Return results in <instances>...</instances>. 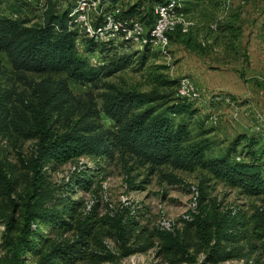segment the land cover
<instances>
[{"label":"rangeland","instance_id":"obj_1","mask_svg":"<svg viewBox=\"0 0 264 264\" xmlns=\"http://www.w3.org/2000/svg\"><path fill=\"white\" fill-rule=\"evenodd\" d=\"M12 2L0 6L4 15L11 16ZM226 2L220 22L229 19L235 35L222 34L216 41L194 32L202 50L172 40L166 54L151 56L145 65L141 59L147 50L137 42L126 49L119 40L121 45L111 53H85L80 39L81 56L95 68L109 71L111 64L129 60L126 69L93 84L65 74L18 71L0 54V91L10 98L13 110L9 128L0 131V167L13 183L10 192L0 184V264H14L8 246L17 243L26 210L62 213L71 230L39 220L32 227L38 232L34 241L44 256L57 246L85 240L98 259L76 264H264V194L251 196L204 167L153 170L136 157L116 153L111 160L85 156L47 164L37 180L31 172L42 127L51 138L89 129L117 132L103 113L106 94L154 90L171 95L159 104L171 106L176 90L153 83L159 67L166 68L158 75L169 82H194L198 98L191 111L196 114L184 120L192 144L204 148L206 161L223 157L235 146L232 160L248 162L252 142V151L264 157V0ZM138 4L147 9L150 3L118 1L125 11ZM41 13L42 6L33 2L22 18L37 22ZM83 173L89 183H84ZM71 204L77 210L73 219L67 216ZM195 219L201 233L192 226ZM167 234L178 242L173 250ZM212 247H217L215 253L208 250ZM22 260L41 264V257L30 254Z\"/></svg>","mask_w":264,"mask_h":264},{"label":"trees","instance_id":"obj_2","mask_svg":"<svg viewBox=\"0 0 264 264\" xmlns=\"http://www.w3.org/2000/svg\"><path fill=\"white\" fill-rule=\"evenodd\" d=\"M10 1H13L14 5L11 16L4 15L0 8V54L7 56L15 70L36 74H65L75 82L93 84L100 78H109L127 68L126 62L129 60L113 63L109 66V71H106L104 67H93L81 56V51L77 47L80 39L83 41L85 53L95 50L111 53L114 48L93 39H85L79 30L70 24L69 14L77 8L79 0H0V6ZM146 1L150 3L147 9H144L142 4L129 7L126 11L123 9L121 18L153 27L155 20L152 10L162 0ZM33 2L42 6L41 17L37 22L22 18L23 10H29ZM117 2L118 0L114 1ZM64 6L66 8L63 10ZM226 6V0H182V15L188 22L193 23V26L186 34L177 29L169 36L170 43L176 40L191 50H202L200 45H196L194 32L204 34L209 39L215 38L216 41L222 34L230 32L231 35H235L229 19L223 24L220 22V16L226 14ZM214 25L216 30H213ZM146 50L141 65H145L151 56L159 55V52L153 49ZM165 70V67H159L156 72ZM158 73L153 78L157 88L176 90L177 95L179 82H169ZM170 97L171 95H163L154 90L146 94L123 92L106 94L103 113L115 124L117 132L114 134H97L95 130L89 129L84 133L51 138L45 127L40 128L38 158L31 169L35 180L40 176L43 166L47 164L64 163L85 156L111 160L118 153L136 157L153 170L165 166L185 168L195 164L210 170L215 176L251 196L263 195L264 157L261 158L252 151V146L256 143L251 144L249 152L251 160L248 162L236 163L232 160V154L236 153L235 146L223 157L211 162L206 161L204 148L192 144L193 139L184 120L196 113L191 111L190 104L177 97L175 102H169L172 103L171 106L159 105L170 101ZM9 99L0 91V131L9 128V119L13 113L9 107ZM82 179L84 183H89L86 174ZM0 184L9 192L13 186L1 167ZM39 212L24 211L25 225L20 231L17 243L9 242V255L14 264H22V258L29 254L41 257V264H54L55 260L62 264H76L88 259H98L85 240L68 246H57L43 256L41 249L36 247L37 239L34 241V236L38 232L33 230V225L39 220L43 223L51 220L55 228L68 231L71 230V225L62 220V213L50 216L47 212ZM76 212L71 204L67 214L69 219H73ZM198 224V220L195 219L192 226L196 225L201 233L202 228ZM167 237L172 250L175 249L178 242L170 234H167ZM208 250L215 253L217 247Z\"/></svg>","mask_w":264,"mask_h":264},{"label":"built area","instance_id":"obj_3","mask_svg":"<svg viewBox=\"0 0 264 264\" xmlns=\"http://www.w3.org/2000/svg\"><path fill=\"white\" fill-rule=\"evenodd\" d=\"M114 1L79 0L77 8L69 14V22L85 38L95 42L118 48L121 45L120 40L127 49L128 44L134 41L144 50L150 48L162 54H166L172 33L181 29L186 34L193 26V23L188 22L182 15V0H162L155 8V22L152 28L121 18L122 9L118 2ZM91 13H94L93 20L90 19V16L93 17ZM176 97L190 105L197 100V90L190 78H182L179 81Z\"/></svg>","mask_w":264,"mask_h":264}]
</instances>
